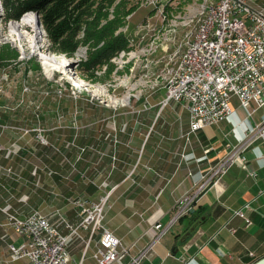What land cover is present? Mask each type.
<instances>
[{
    "label": "rangeland",
    "instance_id": "1",
    "mask_svg": "<svg viewBox=\"0 0 264 264\" xmlns=\"http://www.w3.org/2000/svg\"><path fill=\"white\" fill-rule=\"evenodd\" d=\"M217 1L91 0L89 4L94 13L89 21L95 19L102 28L118 20L116 34L128 39V47L109 65L88 72L80 69L84 67L82 63L88 61L94 44L93 41L85 42L84 33L80 34L83 43L73 56L57 51L40 17L36 32L34 28H26L21 32L24 38L16 37L11 33L16 21L7 19L6 0H0V123L9 127L4 133L0 131V145L5 153L8 150L17 153L19 147L29 151L23 156L20 152L9 161L4 153L0 165H20L23 171L35 166L42 169L40 180H33L25 173L20 183L0 177V236L16 234L10 218L1 210L7 205L13 206L20 217L39 210L54 224H60L62 234L69 235L70 232L61 226L62 219L51 215L60 211L67 222L77 223L78 201L91 196L80 181L89 184L94 180L104 186L111 180L106 177V153L113 150L115 163V156L124 145L129 155L137 151L140 157L142 150L138 141L148 134L149 124L177 123L174 103L160 112L167 70L187 51L186 37L196 14L206 3ZM252 4L264 7V0H252ZM36 33L40 50L29 39ZM45 56L52 57L51 65L55 67L51 72L44 63ZM232 104L240 109L237 99L234 98ZM177 107L181 117L184 116L178 104ZM77 157H81V161L88 160L85 161L89 167L86 175L82 170L80 178L73 164ZM49 170H56L60 178L49 177ZM4 184L9 188L3 187ZM126 195L118 191L112 193L109 189L100 194L99 199H90L107 200L103 222L106 228L109 229V220L120 217L116 216L117 211L131 220L146 219L143 215L132 216L133 212L125 208L132 203ZM111 231L117 235L116 231ZM80 235L86 236L85 233ZM97 238L99 235L93 239L91 251L95 249ZM69 251L76 259L81 257V238L74 236ZM91 251L86 264H95L89 258ZM15 263L10 262L7 244L0 241V264ZM26 263L27 260H21L18 264Z\"/></svg>",
    "mask_w": 264,
    "mask_h": 264
},
{
    "label": "crops",
    "instance_id": "2",
    "mask_svg": "<svg viewBox=\"0 0 264 264\" xmlns=\"http://www.w3.org/2000/svg\"><path fill=\"white\" fill-rule=\"evenodd\" d=\"M174 105L177 123L149 124L148 134L138 141V147L142 150L140 157L137 151L129 155V149L124 145L120 146L115 163L113 150L106 153V177L111 179L108 184L101 186L94 180L89 184L80 181L88 193H92L90 189L93 184L98 191L92 190L98 194L109 189L112 193L118 191L127 194L128 201L132 203L125 208L133 212L132 216L146 217L143 221L131 220L117 211L116 216L120 217L108 221L109 229L116 231L126 244L139 240L153 225H169L177 202L184 195L192 193L201 179L227 155L229 145L237 143L238 136L248 124L245 111L240 106L239 110L234 107L236 113L230 120L199 131L187 141L188 113L182 105H178L181 114H184L181 117L180 108ZM109 146H105V150ZM9 154L6 152L4 156L8 161L19 155ZM245 156L247 162H238L217 187L209 188L194 206L196 212L174 224L155 247L154 255L144 264H249L264 258V144L257 143ZM85 158L78 164L73 160L74 168L79 171L78 178L83 174L82 170L86 175L89 168ZM21 167L9 163L0 165V177L15 183L24 180L22 173L33 180L41 179V167L24 171ZM8 169H12V174H8ZM47 175L56 180L60 178L56 170L47 171ZM2 186L7 188L5 184ZM90 199L94 197L90 196ZM247 203L251 204V209L247 211L252 223L250 226L233 215L234 211ZM150 239V235L145 237L133 254L143 249ZM0 241L8 246V243L22 244L24 240L16 234L3 233ZM22 260L31 264L28 259Z\"/></svg>",
    "mask_w": 264,
    "mask_h": 264
},
{
    "label": "built area",
    "instance_id": "3",
    "mask_svg": "<svg viewBox=\"0 0 264 264\" xmlns=\"http://www.w3.org/2000/svg\"><path fill=\"white\" fill-rule=\"evenodd\" d=\"M234 98L245 111L248 124L237 143L229 145L227 155L201 179L192 193L177 202L169 225H153L139 240L126 244L103 225L107 203L103 198L93 202L78 201L79 219L74 224L67 222L60 211L52 213V217L62 219L61 226L69 235L62 234L60 224H54L39 210L20 217L7 205L1 210L10 218L16 235L24 240L19 246L8 245L10 262L28 259L31 264H86L93 239L99 235L89 257L95 264H144L172 226L193 211L208 189L217 187L238 162L245 164L246 153L257 143L264 144V7L254 6L252 0L214 2L207 25L193 38L188 57L178 71L177 82L165 91L159 105L160 112L171 103L183 106L188 113L186 140L189 141L199 131L230 120L236 113L232 104ZM7 129L8 126L0 123L2 133ZM4 153L0 145V158ZM6 171L12 174V169ZM250 209L251 204L247 203L233 215L250 226L252 223L247 216ZM81 233L86 236L81 237ZM148 235L151 236L149 243L133 254ZM74 236L81 238L83 244L79 259L69 251Z\"/></svg>",
    "mask_w": 264,
    "mask_h": 264
},
{
    "label": "trees",
    "instance_id": "4",
    "mask_svg": "<svg viewBox=\"0 0 264 264\" xmlns=\"http://www.w3.org/2000/svg\"><path fill=\"white\" fill-rule=\"evenodd\" d=\"M91 0H6L7 19L9 21H20L26 14L38 13L44 30L49 35L52 44L60 54L73 56L80 48L83 40L80 34L86 36L85 42L93 41L92 50L86 63H82L80 70L96 71L104 65H109L110 61L121 51L128 47V39L123 34H116L118 31V20L111 21L107 25L99 28L93 17ZM86 27H88L86 29ZM103 44V45H101ZM78 146L81 144L77 143ZM85 149V148H84ZM22 150V151H21ZM85 151V150H84ZM25 154L24 149L19 147L16 154ZM13 155V153H10ZM9 154V155H10ZM77 164L81 162V157L75 159ZM2 171L0 170V176ZM92 184L91 197L98 198L100 194ZM93 202V200H89ZM13 212L14 207L11 206ZM192 211L190 214H194ZM187 216L179 220L186 218ZM257 262V261H256ZM256 262H249L255 264Z\"/></svg>",
    "mask_w": 264,
    "mask_h": 264
},
{
    "label": "bare ground",
    "instance_id": "5",
    "mask_svg": "<svg viewBox=\"0 0 264 264\" xmlns=\"http://www.w3.org/2000/svg\"><path fill=\"white\" fill-rule=\"evenodd\" d=\"M213 5H214V2L206 3L205 5H203L200 12L198 14H196L194 19L191 21L192 26L191 25L190 26L192 27V29L187 33V37H186V45L188 46L187 51L184 54L182 53L183 55L176 62H174L171 65V67L167 70L166 84H165L166 85V87H165L166 91L169 90L171 85H173L177 82L178 71L180 70V68H182L183 63L185 62V60L188 57L189 50L193 45V38L198 36L201 33L202 28H204L207 25L209 12H210V9ZM36 26H37V16L33 13H30V14L25 15L20 21H17L14 24H12L11 33H12V35H14L16 37L24 38L21 32L26 28H34L35 32H36ZM38 37H39V35H38V33H36V35L30 36L29 39L31 40L32 44L35 45V48L40 50L41 48L37 47ZM44 63L48 67V72L49 71L51 72L50 69H52V68L54 69V67H55V65H51L52 64V57L45 56L44 57Z\"/></svg>",
    "mask_w": 264,
    "mask_h": 264
},
{
    "label": "water",
    "instance_id": "6",
    "mask_svg": "<svg viewBox=\"0 0 264 264\" xmlns=\"http://www.w3.org/2000/svg\"><path fill=\"white\" fill-rule=\"evenodd\" d=\"M34 14L37 16V18L40 17L38 13H34ZM255 264H264V258L260 259V260L257 261Z\"/></svg>",
    "mask_w": 264,
    "mask_h": 264
}]
</instances>
